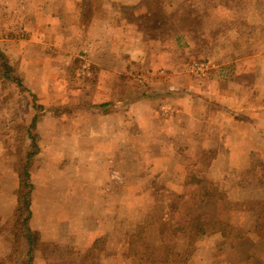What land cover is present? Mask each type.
I'll list each match as a JSON object with an SVG mask.
<instances>
[{"label":"rangeland","instance_id":"rangeland-1","mask_svg":"<svg viewBox=\"0 0 264 264\" xmlns=\"http://www.w3.org/2000/svg\"><path fill=\"white\" fill-rule=\"evenodd\" d=\"M77 1L0 0V176L3 168L23 167L32 138L41 152L42 126L52 132L40 103L70 102L69 109H50L57 117L94 116L106 105L103 112H114V191L106 199L114 232L94 240L86 262L264 264V0H143L129 7ZM34 3L59 13L63 5L81 8V25L61 40L47 16L35 19ZM96 16L108 25L85 40ZM122 20L144 38L128 46V60L114 42ZM142 50L149 55L130 60ZM98 87L103 95L91 94ZM143 98L149 109L127 114ZM88 99L98 104L84 109ZM112 122H99L96 133ZM0 205L10 208V195ZM18 237L0 264H29L31 257L35 264L40 249L43 257L56 255L38 236L32 256Z\"/></svg>","mask_w":264,"mask_h":264},{"label":"crops","instance_id":"crops-1","mask_svg":"<svg viewBox=\"0 0 264 264\" xmlns=\"http://www.w3.org/2000/svg\"><path fill=\"white\" fill-rule=\"evenodd\" d=\"M115 1H120L123 6L129 7L136 6L143 0ZM44 6L49 7L45 3ZM34 7L37 9L34 16L38 23H42L45 16H47V23L52 25L51 29L56 33V37L59 34L58 30L61 29L62 32L59 36L61 40L64 37L68 41L70 38L69 30L81 25V8H76L73 11L66 9L63 5L59 13L53 7L48 9L39 8L35 3ZM114 22L116 21L114 20ZM100 24L108 25L107 19H99L98 17L95 19L94 17L85 40L89 39L88 33L91 30H94L97 26H102ZM134 25V23H129L126 20H122L121 24H114V42L117 44L122 43L125 46L124 51H122L124 60H128L126 51L128 46L135 40L143 42L144 39L142 33H138ZM111 30H109L110 33ZM37 36V34L31 35V40H40ZM136 36L142 39L136 38ZM52 46L61 47L59 45ZM146 52L149 55V50L130 52V60L138 58L139 55L144 57L147 55ZM90 90H92L91 94L101 93L103 95L101 87ZM53 94H55L54 91ZM89 99L86 101L84 109L90 104H98L96 101H89ZM40 104L45 113L42 123L48 124L52 132L49 133L42 126L41 152L30 163L29 170L34 189L32 191V214L28 226L33 233V237L34 235L41 237V247L54 246L57 249L55 256L43 257L41 249L35 252V249L30 247L29 254L33 256L35 252V264H89L86 262V252L92 247L94 240L114 232V213L112 206L106 202L108 195L112 199L114 191L110 181V162L114 160V148L109 149V145L114 143V112L109 111L108 114L103 112L105 108L109 107L104 105L95 107L100 111L94 116L82 115L77 117L75 114H61L57 117L48 114L50 109L58 108L62 111L63 109H69L70 102L54 101ZM150 105L151 102L143 98V100L133 104L127 114L135 116L139 108L147 107L149 109ZM112 108L119 110L120 105L111 106L108 110ZM109 118H112L113 121L110 130L106 128L103 133H96L98 123L105 124ZM138 121V125H144V121ZM132 124L136 123L133 122ZM82 141L90 144L92 149L90 151L81 149L80 143ZM47 142H50V146ZM93 147H96L97 150L93 151ZM2 171L4 174L0 176V181L5 187L0 188V200L3 195H10L11 207L4 209L0 205V262L13 252L15 245H18L15 241V238L18 237L16 224L20 220L18 215L19 171L17 170L16 173L13 169V171L9 170L8 173L6 168H3ZM6 187L10 194L7 193ZM101 207L103 213L98 214ZM22 230L26 229L22 227ZM22 235L25 236V240L20 241V245L22 246L23 242L28 246L27 234ZM51 253L53 252L51 251ZM77 253L84 255L83 260H79L75 256ZM62 254H71L72 258L64 260V262H57V256ZM106 264L114 263L109 262Z\"/></svg>","mask_w":264,"mask_h":264},{"label":"trees","instance_id":"trees-1","mask_svg":"<svg viewBox=\"0 0 264 264\" xmlns=\"http://www.w3.org/2000/svg\"><path fill=\"white\" fill-rule=\"evenodd\" d=\"M5 54L0 50V57L4 58ZM3 60V59H2ZM3 64H5L8 72L12 71L13 67L10 65L8 60H3ZM16 81H19L16 79ZM19 86H22L20 83ZM34 129V128H32ZM31 149L28 152L26 157V163L23 165L22 168L19 170V177H20V192H19V205H18V215L20 220H18L16 224V229H18V241L21 240V234H27L26 241L31 246V249H34L35 246L38 245L39 241L37 237L31 232L29 228V219L32 214L31 206H32V191L34 186L31 182V174H30V163L31 161L37 156L39 151V146L36 141V138L31 139ZM22 227L26 230H22ZM20 233V234H19ZM34 262V257L29 260V264Z\"/></svg>","mask_w":264,"mask_h":264}]
</instances>
